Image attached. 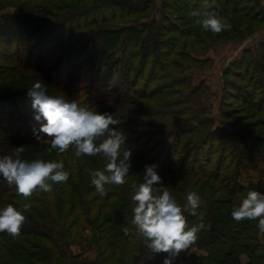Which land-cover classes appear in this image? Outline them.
I'll list each match as a JSON object with an SVG mask.
<instances>
[{
	"label": "rangeland",
	"instance_id": "rangeland-1",
	"mask_svg": "<svg viewBox=\"0 0 264 264\" xmlns=\"http://www.w3.org/2000/svg\"><path fill=\"white\" fill-rule=\"evenodd\" d=\"M5 2L0 3V24L27 0ZM33 4L41 11L38 27L61 26L44 32L47 36L42 41H33L31 35H14L10 43L0 38V60L21 52L23 61H0V99L8 97L0 100V143L13 136L4 113L22 131L19 138H35L33 130L40 122L30 117L28 89L36 80L44 83L50 95H63L101 113L112 112L119 121L114 127L127 135L125 147L131 149V157H144L146 164L159 166L158 173L189 227L199 221L190 213L187 193L202 197L198 214L204 215L206 229L174 264H264V233L256 227L258 221L236 222L231 217L249 190L264 192V0H47ZM226 6L227 16L222 17L230 29L220 34L192 21L194 10L214 7L218 11ZM235 7L238 16L232 14ZM62 39L71 49L60 50ZM42 146L50 147V142L24 146L22 158L32 160ZM13 151L0 145V155ZM144 166L133 175L137 184L143 179ZM0 193L4 206L20 203L10 198L16 196L15 187L1 180ZM98 195L93 192L94 197ZM101 202L99 198L96 205ZM128 209L102 215L101 227L126 236L131 243L128 251L119 245L116 257L105 261L112 253L109 234L103 236L100 229L96 232L81 222L69 246L72 256H78L76 264H163L166 254L150 253L130 223L132 206ZM39 242L34 237L13 239L0 233V264L33 263Z\"/></svg>",
	"mask_w": 264,
	"mask_h": 264
},
{
	"label": "clouds",
	"instance_id": "clouds-1",
	"mask_svg": "<svg viewBox=\"0 0 264 264\" xmlns=\"http://www.w3.org/2000/svg\"><path fill=\"white\" fill-rule=\"evenodd\" d=\"M193 16L199 13L193 11ZM196 23L205 31L220 34L229 30L230 25L217 13H209ZM34 119L40 122L34 129L38 143H49L51 150L65 153L74 148L77 158L83 156H101L106 163L103 170L90 172L91 184L101 196L106 195V185H123L131 169V149L125 147L127 135L117 129L119 121L112 112H98L82 107L76 101L63 95H50L47 87L36 80L28 89ZM47 138V139H45ZM24 146L14 148L10 155H0V177L24 200L34 193H49L54 184H64L70 173L65 170L63 161L44 159L27 160L22 158ZM157 164L144 166L143 179L133 186L131 200V225L144 238L145 245L152 255L166 254L163 264H174L182 252L194 245L199 233L206 229L204 215L198 214L202 197L196 192L187 193V205L198 223L188 226L187 217L164 185L158 173ZM30 203H23L18 209L12 204L0 207V233H6L13 239L21 234L26 221L23 214L29 211ZM236 222L258 221L261 233H264V192L249 190L239 206L231 211ZM127 234V229H125Z\"/></svg>",
	"mask_w": 264,
	"mask_h": 264
},
{
	"label": "trees",
	"instance_id": "trees-1",
	"mask_svg": "<svg viewBox=\"0 0 264 264\" xmlns=\"http://www.w3.org/2000/svg\"><path fill=\"white\" fill-rule=\"evenodd\" d=\"M7 1L12 4L17 0ZM36 1L45 2L47 0H27L24 6H20L16 9L14 15H8L2 19L3 23L0 24V38L6 37L8 38V41L10 43L14 39V35H31V39L33 41H42L47 36L44 32H52L55 30V28L61 26L60 23H55L52 26L48 27H38L37 24L40 22V20H38L37 14H41V11L39 13V7L37 6V4H33ZM193 1L198 2L200 0H185V2ZM0 3L4 4L6 2L5 0H0ZM199 10H201L200 12L203 13H199L200 15L193 17L192 21H194V23H196L197 19H201L209 13H217L221 17L225 15L227 16L228 6H226L224 9H219L218 11H216L214 7H212V9L210 8L209 10L207 9L208 11L205 9H198V11ZM232 14L238 16L240 15V12L235 7ZM174 29L177 30V27ZM72 45V48L75 49L79 46V43H77L76 45ZM69 49H71V44H69V46L67 47L62 39L60 50L68 51ZM40 52L41 51H39V53ZM20 53L14 52V54L16 55L15 58L17 59L6 55V57L4 56L1 60L7 62L11 59H15L17 61V64H23ZM35 57L37 58V55ZM4 98L5 99L0 100L5 101L8 99L7 96ZM4 114L5 117L8 114L6 120L8 121L10 131L11 133H13L14 137L12 136L2 144L0 143L1 146L15 148L18 146H30L36 143L35 138H19L18 134L22 133V131L18 130L17 125L11 123L12 116L9 113ZM30 114V117L34 116V111L30 110ZM15 135H17V137ZM42 148L43 149L41 150V152H38L37 156L35 158L33 157V159L39 158L47 161H63L65 170L68 171L70 175L69 179L64 184H54L53 191L49 193H34L33 196L27 201L24 200L22 196L17 195V193H15V197H10L15 201L20 202L16 207L18 209L22 206L23 203H30L31 205L29 211L23 213L26 216V221L21 229V234L18 236L20 238L34 237L41 241L39 242V244L37 243V246L39 247H37L36 254L32 253L33 257H35V259L37 260L31 257L32 262H34L30 263L57 264L60 260H63L65 264H76L75 260L76 258H78V256H72V251L71 249L69 250V246L71 245V240H74L79 234V225L81 224V222H83L85 226H89L96 232L98 229H100L103 236L109 234L107 245L108 248L112 250V253L108 255V258H106L105 261H109L112 257H116V251L118 250L119 245L123 252H127L128 247L131 245V243H129L128 241V238H125L126 236L121 234L120 231L117 232L112 227L101 229L104 220L102 219V215L105 214L109 217L115 211L121 212L124 207H126L127 209L130 206L133 207L131 195L134 191L133 186L137 184L133 175L136 174V172L140 168L139 166L146 165V159H144V157H131V169L128 176L126 177L125 184L120 186L106 185L105 189H108L106 195H98L94 197L93 192H95L96 190L95 186L91 184L90 172L96 169L103 170L106 160L102 159L99 155L95 157L83 156L77 158L75 156L74 148H70L68 151L62 154L58 153V150L49 151L50 147L48 146H42ZM33 154L34 152L32 153V156H35ZM189 171L190 173H192L193 169L191 170L190 168ZM0 180L5 182L2 177H0ZM0 196H2L1 193ZM99 198L102 200V202L100 206H97L96 203L98 202ZM4 202L5 199H3L2 197V201H0V207H4V204H2ZM118 225L120 224L118 223ZM4 235L7 234L4 233ZM222 235L224 236V234H221L220 236ZM23 243L27 244L29 242L23 240ZM44 246H48V248H45ZM49 248L52 250L51 255L47 254V249ZM28 256H30V254ZM226 264H228V261L226 262Z\"/></svg>",
	"mask_w": 264,
	"mask_h": 264
}]
</instances>
